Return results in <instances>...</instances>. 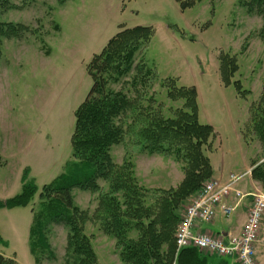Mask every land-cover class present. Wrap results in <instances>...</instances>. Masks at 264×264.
Wrapping results in <instances>:
<instances>
[{"label":"rangeland","instance_id":"1","mask_svg":"<svg viewBox=\"0 0 264 264\" xmlns=\"http://www.w3.org/2000/svg\"><path fill=\"white\" fill-rule=\"evenodd\" d=\"M247 1L7 0L8 7L0 8V21L19 23L22 28L16 36L3 39L0 54V200L19 193L29 180L38 191L25 207L0 208V235L7 241V246L0 244L1 254L19 264H71L67 228L52 221L45 229L49 250L38 252L40 262L36 261L29 248L33 212L40 205L38 194L44 184L63 173L75 176L70 137L74 111L92 84L87 65L110 37L126 27L152 28L135 58L134 64L141 60L151 72L149 76L138 73L139 91L153 96V104L173 109L179 100L168 98L162 82L175 80L176 87L196 88L198 121L214 130L205 150L212 167L209 180L224 183L231 175L239 176L229 196L241 198L239 190H246V181L252 179V164L264 159V143L252 121V115L264 108L260 102L264 17L258 8L250 10ZM224 54L234 57L237 68L228 85L219 71ZM135 74L131 70L112 87L131 89ZM129 94L137 92L132 88ZM134 138L128 133L112 146L114 161L128 160L140 186L176 187L184 175L181 163L172 155L141 151ZM251 181L263 189L258 181ZM97 183L95 190L73 188L72 203L88 216L84 228L91 236L97 264H126L118 257L115 238L96 221L100 195L109 191L107 181ZM195 198L182 206V216Z\"/></svg>","mask_w":264,"mask_h":264},{"label":"trees","instance_id":"2","mask_svg":"<svg viewBox=\"0 0 264 264\" xmlns=\"http://www.w3.org/2000/svg\"><path fill=\"white\" fill-rule=\"evenodd\" d=\"M245 4L250 10L253 6L258 8L264 17V0H248ZM7 7V0H0V8ZM21 28L19 23L0 21V54L3 39L16 36ZM151 35L152 28L146 25L122 28L87 65L92 84L74 111L70 137L75 159L70 164L76 169L75 176L63 173L44 184L38 194L40 205L33 212L29 248L38 263L37 253L49 250L45 229L52 221L63 223L67 228L66 249L71 264H97L91 236L84 228L88 216L73 205L71 191L76 187L95 190L97 180L102 179L108 182L109 191L100 195L95 217L99 228L115 238L122 262L171 264L175 260L176 264H210L209 253L196 247L177 250L175 233L182 218V206L197 197L211 178L212 167L205 150L214 130L211 125L198 121L194 86L176 87L175 80L169 79L161 83V87H167L171 101L179 100L173 109H164L158 102V105L153 104L156 101L153 96L145 97L139 91L138 73L144 71L143 74L149 76L151 72L144 69L141 60L134 64L135 58ZM133 69L136 74L130 79V86L136 95L129 94L132 88L112 87ZM236 69L233 56L221 55L219 71L225 85L230 84ZM234 84L239 88L238 82ZM260 102L264 106V94ZM252 121L264 143V108L252 115ZM128 133L134 135L141 151L172 155L181 163L184 175L176 187L151 189L140 186L128 160L120 164L114 161L112 146L121 143ZM79 169L81 175L77 177ZM250 175L264 190V159L252 164ZM37 191L34 181L24 182L19 193L0 200V208L25 207ZM215 216L205 223H211ZM0 244L7 246L1 235ZM0 264L19 263L0 253Z\"/></svg>","mask_w":264,"mask_h":264},{"label":"built area","instance_id":"3","mask_svg":"<svg viewBox=\"0 0 264 264\" xmlns=\"http://www.w3.org/2000/svg\"><path fill=\"white\" fill-rule=\"evenodd\" d=\"M239 176L231 175L227 182L217 179L205 183L199 195L190 202L177 226L175 243L177 250L196 247L209 254L235 256L239 264H258L255 258V243L262 218L264 216V191L253 194L240 235L231 236L227 241L201 231H194L195 221L209 222L215 216L219 206L224 215L233 211L232 206L225 205L223 199L231 191V185Z\"/></svg>","mask_w":264,"mask_h":264},{"label":"crops","instance_id":"4","mask_svg":"<svg viewBox=\"0 0 264 264\" xmlns=\"http://www.w3.org/2000/svg\"><path fill=\"white\" fill-rule=\"evenodd\" d=\"M251 180L252 179L246 181V185L248 187L246 190H239L242 192L241 198L231 194V196L224 199L223 202L225 205L234 207L232 216H223L220 207L217 206L216 216L211 223L196 220L193 229L210 233L214 236L222 238L224 241H227L231 236L240 235L253 198L252 195L259 190H263L261 188H257L256 184ZM225 217L227 218L225 219ZM215 219H218V223L215 222ZM255 257L259 264H264V221L258 231L257 242L255 243ZM207 260L210 264H239L235 256L229 255L219 256L216 254H209Z\"/></svg>","mask_w":264,"mask_h":264}]
</instances>
